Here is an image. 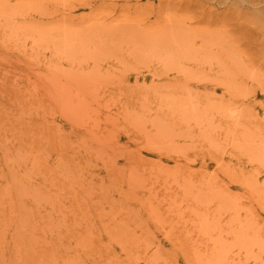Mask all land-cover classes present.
Wrapping results in <instances>:
<instances>
[{"label": "rangeland", "instance_id": "374dc122", "mask_svg": "<svg viewBox=\"0 0 264 264\" xmlns=\"http://www.w3.org/2000/svg\"><path fill=\"white\" fill-rule=\"evenodd\" d=\"M1 1L0 264H264V0Z\"/></svg>", "mask_w": 264, "mask_h": 264}, {"label": "bare ground", "instance_id": "6f19581e", "mask_svg": "<svg viewBox=\"0 0 264 264\" xmlns=\"http://www.w3.org/2000/svg\"><path fill=\"white\" fill-rule=\"evenodd\" d=\"M0 1H1V0H0ZM5 1H6V0H5ZM32 1H33V0H32ZM36 2H37V1H35L33 4L30 3V4H32L31 6H33V7L35 8V7L37 6V3H38V2H37V3H36ZM0 3H2V4H6V6H8V4H7L8 2L3 3V2L1 1ZM18 4H19V3H18ZM20 5H21V4H19V7L21 8ZM0 6H1V5H0ZM2 6H3V5H2ZM2 6H1V7H2ZM6 6H4V7H6ZM17 6H18V5H16V7H17ZM31 6L29 5V7H31ZM14 7H15V6H13V8H14ZM7 8L10 9L9 7H7ZM17 8H18V7H17ZM17 8H16V9H17ZM42 8H43V7H42ZM2 9H3V8H2ZM32 9H33V8H32ZM40 9H41V8H40ZM18 10H19V8H18ZM1 11H2V10H1ZM1 11H0V12H1ZM3 11H4V10H3ZM28 11H29V8H28ZM39 11H40V10H39ZM39 11L37 12V13H39V15H42V16H43L44 14H46V13H42V12H39ZM41 11H42V10H41ZM43 11H44V9H43ZM46 11H47V10H46ZM34 12H35V11H34ZM35 13H36V12H35ZM53 16H54V15H53ZM45 17H46V16H45ZM33 25H34V24H33ZM24 26H25V25H24ZM26 26H27V25H26ZM26 26H25V27H26ZM47 26H48V25H47ZM32 27H33V26H32ZM36 27H37V25H36ZM30 29H31V28H30ZM23 30H24V29H23ZM33 30H34V29H33ZM17 31H18V30H17ZM26 31H27V30H26ZM29 31H30V30H29ZM36 31H38V30H36ZM22 32H23V31H22ZM24 32H25V30H24ZM27 32H28V31H27ZM31 32H32V31H31ZM31 34H32V33H31ZM16 38H17V37H16Z\"/></svg>", "mask_w": 264, "mask_h": 264}]
</instances>
